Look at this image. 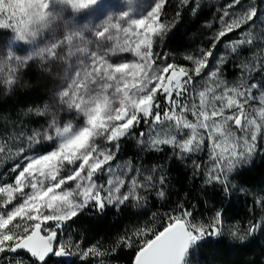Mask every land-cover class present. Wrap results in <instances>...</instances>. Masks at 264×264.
Listing matches in <instances>:
<instances>
[{"label": "snow or ice", "instance_id": "6c2138e0", "mask_svg": "<svg viewBox=\"0 0 264 264\" xmlns=\"http://www.w3.org/2000/svg\"><path fill=\"white\" fill-rule=\"evenodd\" d=\"M165 2L155 0L137 18L126 10L82 23L77 18L82 20L101 0H0V30H10L13 42L32 46L23 60L11 48L0 53V73L8 69L4 82L9 86L13 83V62L23 64L46 56L55 59L57 49L66 48L67 76L57 99L79 121L76 125L69 121L61 127L53 118L43 133L34 131L27 137L26 146L31 149L41 142L42 136L43 141L50 142V150L26 155V147H20L16 153L22 160L12 166V182L0 184V254L23 250L34 264H49L52 256L73 255V245L60 242L59 231L64 222L76 217L87 205L103 210L106 205L119 206L130 200L142 202L140 193L146 183H152V175L144 178L146 183L139 182L140 171L136 169V175L128 178L132 167H113L115 152L98 143L103 141L118 149L119 140L141 124L149 126L150 149L169 145L184 155L201 151L207 141V182L225 185L227 193V173L251 156L257 137L264 130V93L259 97L262 107L253 115L245 110V105L253 99L251 90L257 88L256 84L245 90L230 87L220 78L224 56L219 57L215 70H205L209 69L216 44L245 25L251 28L250 22L259 18L258 10L250 7L232 14L229 9L241 3L232 0L220 16L222 27L211 48L201 50L198 58L186 56L191 66L168 63L166 57L161 66L154 49L158 38L168 30L162 19ZM59 24L65 26L62 38L41 47L45 33L54 35ZM248 35L249 38L227 47L235 53L238 46L251 44ZM106 42L112 46L105 47ZM115 53H131L135 59L114 63L109 55ZM197 78L202 80L199 87ZM178 135L183 138L178 139ZM195 166L199 168L200 164ZM100 176L107 178L98 182ZM159 182L164 183L163 176ZM69 184L74 187H65ZM157 195L163 197V190ZM17 198L19 202L13 203ZM261 201L264 196L257 203ZM48 222L55 226L48 227ZM259 226L260 222L250 225L248 234ZM225 231L244 240L238 226L225 228L221 212L206 225L193 222L192 212L181 205L178 212L168 215L162 230L141 228L133 233L140 238L152 233L151 239L142 240L134 264H189L198 242ZM118 243L131 248L132 237H121ZM79 255L87 260L105 253L93 246L81 250Z\"/></svg>", "mask_w": 264, "mask_h": 264}, {"label": "rangeland", "instance_id": "374dc122", "mask_svg": "<svg viewBox=\"0 0 264 264\" xmlns=\"http://www.w3.org/2000/svg\"><path fill=\"white\" fill-rule=\"evenodd\" d=\"M231 2L232 0H189V3L187 4L190 5L192 10H207L209 14L212 15V18L204 23L199 31L198 37L194 41L193 47L190 50L184 52V54L180 56H173L172 60L167 62L191 66L190 62L185 60L186 56L191 55L194 58H198L201 54V50H208L211 48L216 33L219 32L222 27L220 16L224 11L225 6ZM154 3L155 0H101V3L97 6V8L86 14L82 20H80V18L77 19L82 23L88 22L89 20L96 22L100 18L104 17L106 13L118 14L119 12L126 10L130 11V16L132 18H137L141 13H145L147 10H149ZM165 4L162 7V13ZM187 4H184L182 0V6ZM250 7L257 8L259 18L253 22H250L253 25L251 28H249L248 25H245L243 29L234 31L222 38V40L216 44V47L213 50V57L209 58V69H206L205 71L208 72L210 70H215L219 57L224 56L225 62L220 65V78L225 80L230 87H239L241 90H245L251 88V85L256 84L257 88L251 90L253 99H250L245 105V110L255 115V111L262 107L259 97L262 93H264V0H241V3L235 8L229 9V12L232 14L242 13ZM65 16L68 17V13H65ZM162 19L168 25V30L166 31L168 32L171 28L169 23H171L173 19L163 17V15ZM225 19L227 20V18ZM64 31L65 26L63 24L57 25L54 35L45 33L46 38L43 40L40 46L44 47L49 43L61 39ZM166 32L162 38H158L156 47L154 49L158 57L161 58L157 61L161 66H163L164 63L162 58L166 57L168 60L170 57V55H167V51L163 47V41L166 36ZM249 33L250 38L252 39L251 44L238 46L235 53H233L231 49L227 47L232 42L241 38H249ZM85 35L87 36V33H85ZM12 36L13 33L10 30H0V53H3L8 48H11L14 55L20 57L23 60L31 52L32 46L24 45L21 42H13ZM111 46V42L105 43V47ZM66 51V48L57 49V58L55 59L46 56L43 59L34 57L30 60H27L26 63L23 64H16L13 62L11 66L15 69V72L12 75L13 83L10 86L4 82V80L7 78V67L5 68L4 72L0 73V96L3 93L8 94L12 90L26 84L30 79L29 73L32 70L37 72L38 82L44 86H47L48 89L46 101L41 105L25 110L22 114V118L0 114V147L4 148V151L0 152V184L12 182L15 175V173L12 172V166L14 163H19L22 160V156H18L16 153L20 147L27 146V137L31 136L34 131L43 133L53 118L57 120L61 127L69 121H71L74 125L79 123L76 114L67 110L59 103L57 99V93L62 88L67 76L66 69L68 67L69 60L66 56ZM109 59L111 62L115 63L121 61H131L134 60L135 57L131 53H115L110 54ZM201 83L202 80L197 78V87H199ZM161 104L162 107H164L163 101H161ZM38 111L43 112L44 114L39 115L37 114ZM226 114H231V112H226ZM189 118L191 119V117ZM258 122H260L259 119ZM141 125H143L145 135L142 137L140 134L134 132L135 129L131 130L128 135L122 137L119 140L118 149L112 144H106L103 141H98L101 148L107 147L115 152V159L112 161L113 167H116L117 165H130L132 167L133 171L128 173V178L136 175V169H139L140 171V175L137 176L139 182H145L144 178L148 175H152L153 181L151 184H147L145 182L146 188L140 193L141 196L144 197V200L139 203H144L152 196H154L159 201H163L165 199L168 190L166 171L163 163H148L144 159L133 160L131 158H127L124 153L121 152V140L123 139H133L140 153L144 156H147L150 153H162L167 155V158L169 159L177 158L178 160L182 161L189 170H193L192 172L196 173L197 175H201L204 179V182L208 186H210L212 189H215L217 192H221L223 197H235L237 199L236 201H238L237 203L244 207L247 214L244 219L234 220L231 216L226 215L222 209H217L210 215H205L203 211L198 209L196 211H191L193 214V222L204 223L206 225L211 224L216 213L221 212L225 228L228 229L238 226L240 230L239 234L244 236V240L241 241L237 238L231 237L227 231H225L220 236H226L233 241L238 240L241 242L250 241L255 238L259 240L261 245L264 247V201L257 203V200L261 196H264V189H251L250 187H246L237 181V174L239 171L249 167L260 152L261 148L264 147V130H262V133L258 135L257 142L251 156L246 161L237 164L231 172L227 173L226 193L225 185L217 182H207V171L210 167L207 141L205 142V145L201 151L190 154L181 155L179 149H174L169 145H161L160 150H154L148 147L149 126L147 124ZM177 138L182 139L183 137L178 135ZM40 140L41 142L38 144H33L31 149L26 147V152L24 154H39L40 152L50 150V142L43 141L42 136ZM141 141H143V143ZM195 164H200V167L197 168ZM153 169H155V171H153ZM64 171H67V169ZM160 176L164 177L163 184L159 182ZM106 178V176H100L98 182H104ZM65 187H74V185L69 184ZM160 190H163L164 192L163 197L157 195ZM17 202H19V198H17V200L13 203ZM0 203H2V201H0ZM125 203H130L132 205L139 204L131 200ZM89 206L94 205L89 204L81 211L85 210ZM106 206L118 209L122 205L117 206L116 204H111ZM9 207H11V205ZM174 213H176V209L169 207L167 215L163 217L165 219L161 218V222L159 224L161 228L166 225L168 215ZM257 222H260V226L254 233L249 235L248 228L250 225L257 224ZM47 226L54 227L55 225L53 222H48ZM150 234L151 233H149V235ZM212 237L216 238L218 236ZM59 241L65 244L71 243L73 245L71 249L73 252V255H71L72 259H68L72 263L76 264L85 261H93L94 264H114L109 258L104 256L98 258L90 257L87 260L82 259L79 253L85 248L76 240L75 237L67 234L63 228L59 231ZM202 241L198 242V244H200ZM76 245L79 247H76ZM6 253L0 254V264H34L33 258L29 257H12L11 260H14L15 262L10 261L9 259L3 260ZM61 258L65 259L66 257ZM189 264L202 263H200L197 259H192L190 256Z\"/></svg>", "mask_w": 264, "mask_h": 264}, {"label": "trees", "instance_id": "16d2710c", "mask_svg": "<svg viewBox=\"0 0 264 264\" xmlns=\"http://www.w3.org/2000/svg\"><path fill=\"white\" fill-rule=\"evenodd\" d=\"M182 0H167L163 17L172 18L170 30L166 32L163 47L170 55L180 56L190 50L199 31L205 22L212 18L207 10L194 11L190 5H181ZM29 81L8 94L0 96V114L22 118V114L29 108L43 104L48 96L47 86L37 80V72L32 70ZM165 107V105H164ZM135 133L144 132L143 125L135 128ZM121 152L133 160H145L148 163L160 162L164 164L168 190L163 201L154 196L144 203L132 205L123 204L120 208L105 206L103 210L89 206L76 217L64 222L62 228L76 238L87 249L97 247L102 250L104 257L109 258L114 264H134L135 254L142 240L151 239L152 233L142 238L133 235L138 229L151 228L153 231L162 230L159 225L161 218L165 217L169 207L179 211L181 205L189 211L201 210L205 215H210L217 209L231 216L234 220L244 219L247 215L242 205L237 203L235 197H223L208 186L201 175L189 170L177 158L169 159L162 153H150L144 156L140 153L133 139L121 140ZM238 183L251 189H264V147L252 164L239 171ZM242 202V200H241ZM157 229V230H156ZM132 237V247L118 243L121 237ZM30 257L24 252H7L3 258ZM192 259H197L202 264H263L264 247L259 240L233 241L226 236L207 237L190 254ZM49 264H75L64 258H50ZM76 264H94L93 261Z\"/></svg>", "mask_w": 264, "mask_h": 264}, {"label": "water", "instance_id": "95a60500", "mask_svg": "<svg viewBox=\"0 0 264 264\" xmlns=\"http://www.w3.org/2000/svg\"><path fill=\"white\" fill-rule=\"evenodd\" d=\"M17 252H25V251H23V250H19V251H17ZM25 253H27V252H25ZM67 259H72V257H71V255L70 256H65Z\"/></svg>", "mask_w": 264, "mask_h": 264}]
</instances>
